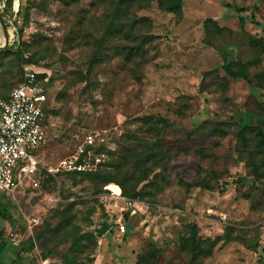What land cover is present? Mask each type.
I'll return each mask as SVG.
<instances>
[{
    "label": "rangeland",
    "instance_id": "1",
    "mask_svg": "<svg viewBox=\"0 0 264 264\" xmlns=\"http://www.w3.org/2000/svg\"><path fill=\"white\" fill-rule=\"evenodd\" d=\"M173 1L138 11L129 63L117 0H0V98L31 73L50 101L39 187L0 193V264H264V136L247 128L264 116V0ZM81 147L92 171L47 174ZM67 202L74 233L50 252Z\"/></svg>",
    "mask_w": 264,
    "mask_h": 264
},
{
    "label": "built area",
    "instance_id": "2",
    "mask_svg": "<svg viewBox=\"0 0 264 264\" xmlns=\"http://www.w3.org/2000/svg\"><path fill=\"white\" fill-rule=\"evenodd\" d=\"M49 109L48 92L31 73L10 91L7 99L0 98V193L14 195L26 183L31 188L39 187L38 150L46 139ZM87 142H93L91 135ZM84 154L81 147L73 156L46 168L47 174L92 171ZM110 188L112 198L122 200L125 208L136 207V200L123 196L117 187ZM221 219L226 220L227 215H221ZM119 228L125 231L126 225L120 221ZM12 239L15 245L19 243Z\"/></svg>",
    "mask_w": 264,
    "mask_h": 264
},
{
    "label": "trees",
    "instance_id": "3",
    "mask_svg": "<svg viewBox=\"0 0 264 264\" xmlns=\"http://www.w3.org/2000/svg\"><path fill=\"white\" fill-rule=\"evenodd\" d=\"M64 1L69 3L76 0ZM93 1L94 3L99 2V0ZM149 1L150 0H117V11L119 14H124V25L127 26V30H129V34L127 35V37H125V40L129 42V46L125 50L126 52L124 54V58L129 63L143 60V58L145 57L144 45L147 41L142 35L141 30L143 31L147 21L145 18L139 17L137 13L141 8L145 7L147 2ZM168 2H170V0H168ZM174 4H177V0H174L171 3L173 7L177 6ZM7 98L8 97L3 99ZM247 128L257 130L262 136H264V116L252 115L249 119ZM119 168H121V166H119ZM48 175L50 176V174ZM112 178H109L108 176H97V180L99 183H106L112 180ZM75 205L76 203L74 202H67L66 204H64V209L62 210L61 218L58 224L54 227L51 223L47 224V227L45 228V247H49L48 250L50 252L53 251L52 248H54L55 246L67 244V242L70 240L69 238L72 236V233H74L73 230L75 229V221L77 215ZM1 251L2 247H0V253Z\"/></svg>",
    "mask_w": 264,
    "mask_h": 264
},
{
    "label": "water",
    "instance_id": "4",
    "mask_svg": "<svg viewBox=\"0 0 264 264\" xmlns=\"http://www.w3.org/2000/svg\"><path fill=\"white\" fill-rule=\"evenodd\" d=\"M3 27H4L5 31H6L7 28H6L5 23H3ZM6 47H7V45H6V46H2V47H0V50L5 49ZM108 227H110V226L108 225ZM106 228H107V227H106Z\"/></svg>",
    "mask_w": 264,
    "mask_h": 264
}]
</instances>
